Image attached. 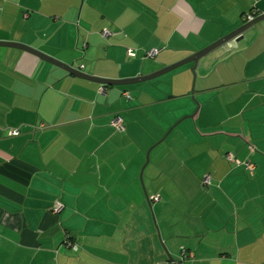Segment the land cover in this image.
<instances>
[{
  "label": "crops",
  "instance_id": "0c3cea01",
  "mask_svg": "<svg viewBox=\"0 0 264 264\" xmlns=\"http://www.w3.org/2000/svg\"><path fill=\"white\" fill-rule=\"evenodd\" d=\"M248 12L264 0H0V40L134 77ZM180 70L173 92L165 72L103 84L0 45V264H177L183 247V264H264V18L200 57L192 81Z\"/></svg>",
  "mask_w": 264,
  "mask_h": 264
},
{
  "label": "water",
  "instance_id": "95a60500",
  "mask_svg": "<svg viewBox=\"0 0 264 264\" xmlns=\"http://www.w3.org/2000/svg\"><path fill=\"white\" fill-rule=\"evenodd\" d=\"M264 18V12L258 14V15H255L252 19L250 20H247L245 21L244 23H242L241 25H239L237 28H235L234 30L230 31L229 33L219 37L218 39H216L215 41L209 43L208 45H206L205 47L201 48V49H198L197 51L179 59V60H176L168 65H165L151 73H148V74H144V75H138V76H134V77H124V78H112V77H104V76H99V75H94V74H90V73H87L77 67H74L73 65L67 63V62H64V61H61L59 59H57L56 57H53L39 49H36L35 47H32L30 45H27L25 43H22V42H17V41H6V40H0V45H9V46H15V47H20V48H23V49H27L29 51H32L36 54H38L39 56L65 68L66 70L78 75V76H81V77H84V78H88V79H91V80H94V81H97V82H100V83H103V84H126V83H131V82H136V81H140V80H145V79H149V78H152V77H155L163 72H166L172 68H175L185 62H189V61H193V73L195 75V71H194V66L197 65L198 63V60L200 57L208 54L209 52H211L212 50L222 46L224 43L230 41L231 39L233 38H236V39H239L243 32L245 30H247L249 27H251L256 21L260 20ZM164 136L161 137V139H163ZM160 139V140H161ZM159 140V141H160ZM157 141V143L159 142ZM149 152V150H148ZM148 155L147 154V159H148Z\"/></svg>",
  "mask_w": 264,
  "mask_h": 264
},
{
  "label": "built area",
  "instance_id": "2783aa9c",
  "mask_svg": "<svg viewBox=\"0 0 264 264\" xmlns=\"http://www.w3.org/2000/svg\"><path fill=\"white\" fill-rule=\"evenodd\" d=\"M254 17L253 13L252 12H248L246 13V20H250ZM102 32L104 34H108L109 33V30L108 29H103ZM128 52L130 54H134L133 50L131 48H128ZM158 52V49L157 48H151V49H147L145 54L152 57V56H155L156 53ZM83 64H81L82 66ZM101 90H103V88H101ZM126 96H129V93L127 91H124L123 92ZM121 120H122V117L119 115V114H115L113 119H112V124L116 125V126H120L121 125ZM20 132V130L16 127H13V128H10L8 130V133L11 134V135H15V134H18ZM226 157L230 160H236L237 163H244L248 168H250L251 170L254 168V163L250 162V161H240L239 159L235 158L233 153L231 151L227 152L226 153ZM210 174H206L204 175L203 179H202V182L204 184H208L210 182ZM151 199L152 200H158L159 199V195L158 194H153L151 195ZM62 203L60 202H57L55 203L53 209L55 211H59L61 208H62ZM193 257L191 251L187 250L186 248H182L181 251H180V259L177 261V264H183V261L187 260V259H191Z\"/></svg>",
  "mask_w": 264,
  "mask_h": 264
},
{
  "label": "rangeland",
  "instance_id": "374dc122",
  "mask_svg": "<svg viewBox=\"0 0 264 264\" xmlns=\"http://www.w3.org/2000/svg\"><path fill=\"white\" fill-rule=\"evenodd\" d=\"M184 56H186V55H184ZM184 56H182V57H184ZM182 57H179L178 59H180V58H182ZM178 59H176V60H178ZM176 60H174V61H176ZM174 61H172V62H174ZM186 66H188V67H190V72H191V81H192V78H193V69H192V64H191V62H185V63H183V64H181V65H179V66H177V67H175V68H172V69H170V70H168L167 72H165V73H167V74H172V92H173V90H180V87H177V86H175V88H173V85H174V83H176L177 82V80L179 79V74L181 73V68L182 67H186ZM183 71V70H182ZM164 73V74H165ZM163 75V74H162ZM157 77H159V76H157ZM157 77H153V79H155V78H157ZM183 101V100H182ZM181 101V102H182ZM179 102V100H173L172 99V117L174 116V114H176L175 112V110L176 109H178V108H180V107H178V106H176V103H178ZM197 103V102H196ZM182 106H183V104H182ZM178 112V111H177ZM189 114V113H188ZM183 114H181L179 117H181ZM178 118H176L174 121H176ZM183 121H188L189 120V117L187 118V117H185L184 119H182ZM173 121V122H174ZM172 122V123H173ZM172 138V132L167 136V140H170Z\"/></svg>",
  "mask_w": 264,
  "mask_h": 264
},
{
  "label": "trees",
  "instance_id": "16d2710c",
  "mask_svg": "<svg viewBox=\"0 0 264 264\" xmlns=\"http://www.w3.org/2000/svg\"><path fill=\"white\" fill-rule=\"evenodd\" d=\"M152 57H153V56H152ZM229 160H230V159H229ZM242 162H243V161H242ZM242 164H243V163H242ZM243 165H244L247 169H249L250 171H252V170L254 169V168H253V169L251 170V169L248 168L245 164H243ZM210 180H211V178H210Z\"/></svg>",
  "mask_w": 264,
  "mask_h": 264
}]
</instances>
